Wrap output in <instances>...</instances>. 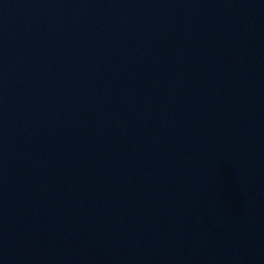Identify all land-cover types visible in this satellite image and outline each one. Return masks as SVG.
I'll use <instances>...</instances> for the list:
<instances>
[{
  "label": "water",
  "instance_id": "95a60500",
  "mask_svg": "<svg viewBox=\"0 0 264 264\" xmlns=\"http://www.w3.org/2000/svg\"><path fill=\"white\" fill-rule=\"evenodd\" d=\"M0 264H264V0H0Z\"/></svg>",
  "mask_w": 264,
  "mask_h": 264
}]
</instances>
